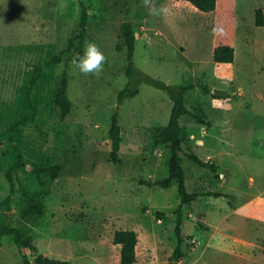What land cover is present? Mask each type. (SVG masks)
I'll list each match as a JSON object with an SVG mask.
<instances>
[{"label":"rangeland","instance_id":"obj_1","mask_svg":"<svg viewBox=\"0 0 264 264\" xmlns=\"http://www.w3.org/2000/svg\"><path fill=\"white\" fill-rule=\"evenodd\" d=\"M81 3L89 11L86 40L107 57L103 71L92 76L69 68L78 53V41L68 47L80 31ZM154 3L166 5L169 15H149L140 0H0V230L18 227L38 247L0 236V264H25L37 254L70 264H121V246L114 243L120 229L138 234L135 264H168L178 245V181L148 184L169 176V144L159 142L157 132L168 124L174 102L165 90L141 83L137 96L118 103L129 81L121 32L127 18L137 35L136 65L171 86L195 85L186 105L213 121L207 128L192 116L181 119L193 150L216 162L223 177L192 162L184 146L186 184L197 198L184 210L186 257L178 264H264V26L255 22L264 0H220L219 16L186 1ZM226 41L236 48L235 62L216 63L211 51ZM62 52L28 95L34 67ZM64 72L69 113L58 103ZM199 84L230 97L214 98ZM116 112L119 163L108 162ZM33 114L16 136L26 167L15 172L16 192L6 203V172L17 160L10 129ZM57 164L56 179L43 172ZM216 192L231 196L211 195ZM26 195L45 202L44 217L29 212ZM157 210L165 212L162 219Z\"/></svg>","mask_w":264,"mask_h":264},{"label":"trees","instance_id":"obj_2","mask_svg":"<svg viewBox=\"0 0 264 264\" xmlns=\"http://www.w3.org/2000/svg\"><path fill=\"white\" fill-rule=\"evenodd\" d=\"M186 1L191 3L199 11L210 13L217 9L218 0H176ZM81 17H80V31L79 33L69 39L68 50H72L76 47V41L79 42L77 48L78 53L83 51L84 41L86 40V34L88 29L89 11L84 3H81ZM255 22L258 27L264 26V8L259 7L255 11ZM122 36L124 38L125 45L127 47V60L128 66L126 68V75L129 78L126 86L118 94V103L121 105L127 98L135 97L139 94V85L141 83L151 84L157 88L165 90L170 98L173 100L174 105L171 112V117L166 126L159 127L157 132V140L159 142H165L169 144L171 157L169 161V176L167 178L156 181L155 183H148L150 186L159 185L162 187H170L173 180H177L179 184L178 193L181 199L180 206L175 210L176 225L175 235L178 240V245L174 249L172 255L169 257L168 264H178L184 261L186 254L182 250V245L185 241L183 237V224H184V210L190 205L191 202L196 200L197 194L191 193L186 184L185 169L182 164V152L184 146L188 145L189 153L188 158L199 165L200 167L209 169L216 178H222L223 175L218 172L219 165L212 160L202 159L190 145V137L186 133L185 129L181 125V119L184 116H192L195 123L205 125L207 128L213 127V121L209 119L207 114L194 113L186 105V93L195 88V85H181L174 87L167 84L165 81L155 78L144 71H142L135 63V49H136V33L134 30V24L131 18L123 23L121 28ZM119 49L123 50V45H119ZM63 53L56 55L48 59L43 65H37L34 67L33 75L28 86V95L32 92L38 81L41 79L43 70L46 67H50L53 64L60 63L62 60ZM213 59L216 63L220 64H233L236 59V48L233 45L218 43L214 48ZM205 93L211 94L214 98L222 99L230 97V93L227 91L213 90L207 84H199ZM69 87V74L64 72L61 80L60 90L58 94V103L65 110V113H69L72 109V101L68 95ZM35 114L28 115L17 121L12 125L10 129V136L8 138L10 148L17 156L15 163L6 172L8 180L10 194L6 198L5 202L9 203L12 196L16 192L15 172L22 170L26 167L25 158L20 148L16 144V136L19 127L26 124L27 122L34 120ZM109 138L111 140V154L108 158V162L119 163L122 161L120 150L122 144V127L120 125L119 113L116 112L112 117V122L109 130ZM61 165L57 164L52 167L44 168L43 172L52 174L53 179L59 176L61 171ZM214 197L226 196L230 197V194L222 192L212 193ZM29 212H32L40 217L45 215V202L36 200L26 195ZM156 215L159 219H162L165 212L157 210ZM13 235L16 243L25 248H32L38 250L32 236L27 234L24 230L18 227L3 226L0 230V236ZM114 243L121 246V264H135L137 262V245H138V234L132 229H120L114 233ZM25 264H70L64 262L61 259L50 258L43 254H37L33 260L25 259Z\"/></svg>","mask_w":264,"mask_h":264},{"label":"clouds","instance_id":"obj_3","mask_svg":"<svg viewBox=\"0 0 264 264\" xmlns=\"http://www.w3.org/2000/svg\"><path fill=\"white\" fill-rule=\"evenodd\" d=\"M140 6L145 8L149 15L166 18L169 9L166 5L157 6L154 0H140ZM107 57L99 46L89 40L84 41L83 51L73 55L70 62V70L79 72L85 76H92L103 71Z\"/></svg>","mask_w":264,"mask_h":264},{"label":"crops","instance_id":"obj_4","mask_svg":"<svg viewBox=\"0 0 264 264\" xmlns=\"http://www.w3.org/2000/svg\"><path fill=\"white\" fill-rule=\"evenodd\" d=\"M221 4H220V0H218V6H217V9L215 10V11H213V12H210V13H215V14H217L218 16H219V14H220V12H221V6H220ZM219 19H217V21H218ZM217 40H218V38H217ZM224 43V42H223ZM225 44H230V45H233L231 42H229V41H226V43ZM234 46V45H233ZM216 47V46H215ZM214 47V48H215ZM214 48L212 49V55H213V52H214Z\"/></svg>","mask_w":264,"mask_h":264},{"label":"water","instance_id":"obj_5","mask_svg":"<svg viewBox=\"0 0 264 264\" xmlns=\"http://www.w3.org/2000/svg\"><path fill=\"white\" fill-rule=\"evenodd\" d=\"M137 36V35H136Z\"/></svg>","mask_w":264,"mask_h":264}]
</instances>
